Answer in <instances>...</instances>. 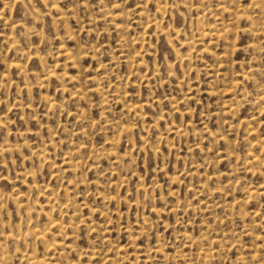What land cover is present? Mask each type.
<instances>
[{"label":"rangeland","instance_id":"rangeland-1","mask_svg":"<svg viewBox=\"0 0 264 264\" xmlns=\"http://www.w3.org/2000/svg\"><path fill=\"white\" fill-rule=\"evenodd\" d=\"M28 256L264 264V0H0V264Z\"/></svg>","mask_w":264,"mask_h":264},{"label":"bare ground","instance_id":"bare-ground-1","mask_svg":"<svg viewBox=\"0 0 264 264\" xmlns=\"http://www.w3.org/2000/svg\"><path fill=\"white\" fill-rule=\"evenodd\" d=\"M248 31V30H247ZM66 55V57L67 58H70V56H69V54L68 53H66L65 54ZM263 96H261L260 98H262ZM254 160V159H253ZM254 161H256V160H254ZM253 162V161H252ZM37 238H39V239H42V234L40 233V234H37ZM27 261H28V263L29 264H37L38 262L35 260V258L34 257H30V256H28L27 258Z\"/></svg>","mask_w":264,"mask_h":264}]
</instances>
